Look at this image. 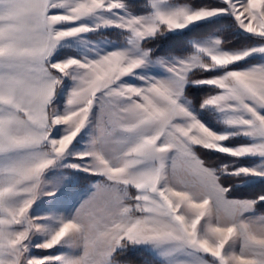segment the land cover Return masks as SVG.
I'll list each match as a JSON object with an SVG mask.
<instances>
[{
  "label": "snow or ice",
  "instance_id": "snow-or-ice-1",
  "mask_svg": "<svg viewBox=\"0 0 264 264\" xmlns=\"http://www.w3.org/2000/svg\"><path fill=\"white\" fill-rule=\"evenodd\" d=\"M142 253L264 264V0H0V264Z\"/></svg>",
  "mask_w": 264,
  "mask_h": 264
},
{
  "label": "rangeland",
  "instance_id": "rangeland-1",
  "mask_svg": "<svg viewBox=\"0 0 264 264\" xmlns=\"http://www.w3.org/2000/svg\"><path fill=\"white\" fill-rule=\"evenodd\" d=\"M111 39H115V36L112 35L110 36ZM231 38V37H230ZM129 258L134 259L135 264H145V261H150L152 259L151 256H149L146 253H142V254H135L134 256H131Z\"/></svg>",
  "mask_w": 264,
  "mask_h": 264
},
{
  "label": "trees",
  "instance_id": "trees-1",
  "mask_svg": "<svg viewBox=\"0 0 264 264\" xmlns=\"http://www.w3.org/2000/svg\"><path fill=\"white\" fill-rule=\"evenodd\" d=\"M253 191H258V188L257 189H238L234 194L245 196V195H251Z\"/></svg>",
  "mask_w": 264,
  "mask_h": 264
}]
</instances>
